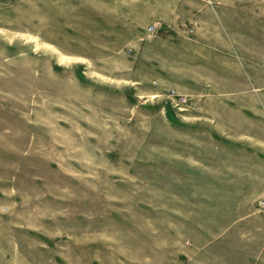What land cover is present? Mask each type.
<instances>
[{
	"label": "rangeland",
	"instance_id": "374dc122",
	"mask_svg": "<svg viewBox=\"0 0 264 264\" xmlns=\"http://www.w3.org/2000/svg\"><path fill=\"white\" fill-rule=\"evenodd\" d=\"M0 264H264V0H0Z\"/></svg>",
	"mask_w": 264,
	"mask_h": 264
}]
</instances>
